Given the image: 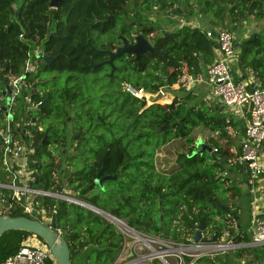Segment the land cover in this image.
Here are the masks:
<instances>
[{"label": "trees", "instance_id": "obj_1", "mask_svg": "<svg viewBox=\"0 0 264 264\" xmlns=\"http://www.w3.org/2000/svg\"><path fill=\"white\" fill-rule=\"evenodd\" d=\"M48 3L0 0V89L22 73L33 44H39L43 55L52 58L48 64L39 59L38 72L57 74L45 81H39V74L31 78L35 72L26 73L24 78L28 92L32 83L41 85L40 92L35 86L33 101L47 97L45 106L38 109L39 116H33L35 129L32 124L28 126L31 138L23 137L33 148L29 159L37 178L34 186L51 191L66 186L136 230L168 240L190 241L193 226L203 218L205 237L216 233L218 238L226 230L233 241L249 242L252 198L244 187L248 173L233 161L238 149H230L227 126L234 123L219 102L198 100L191 89L185 90L183 82L184 76L201 75L216 42L205 30L190 26L188 19L163 30L139 15L158 7L167 16L180 15L174 12L176 7L188 14L191 9L203 10L218 25L225 18L229 26L225 28L233 32L230 26L236 28L249 16H264V0H59L53 8ZM138 33L151 40L152 50L137 59L131 53L122 54L113 60L111 72L103 50H114L121 45V36L132 41ZM236 48L241 76L249 72L264 89V29L253 30ZM101 70H106L105 82L99 76ZM241 76L234 73L233 79L238 81ZM101 80L103 90L98 92L103 93L97 94L96 85ZM122 84L150 94L178 93L169 102L147 103L123 89ZM247 86L250 88L249 83ZM21 110L24 112L25 107ZM33 117L27 115L30 123ZM19 118L20 114H13L12 128ZM2 120L6 122L0 111ZM38 125L41 130H37ZM196 127L218 135L219 141L206 139L215 151L189 156ZM19 132L23 134L22 127ZM172 140L182 141V149L174 153L170 166L157 168L156 150ZM63 158L69 162L59 169ZM71 165L74 167L69 171ZM232 173L236 174V185L228 184ZM97 174L114 178L105 179L100 187L95 182ZM7 176L2 171L0 182ZM36 200L47 215L55 209L56 227L66 240L71 264H111L122 240L111 223L91 211L80 212L82 208L64 200L42 195ZM5 214L25 216L17 207ZM31 236L23 230L4 232L0 236V263ZM242 248L247 254L244 264L264 261V244ZM232 263L231 256L223 253L213 258L202 256L194 262ZM46 264H53L52 259Z\"/></svg>", "mask_w": 264, "mask_h": 264}, {"label": "built area", "instance_id": "obj_2", "mask_svg": "<svg viewBox=\"0 0 264 264\" xmlns=\"http://www.w3.org/2000/svg\"><path fill=\"white\" fill-rule=\"evenodd\" d=\"M205 34L207 37H213L216 45L213 48L214 60L206 66L204 79L209 86L213 100L222 106L234 104L233 106L238 107L241 116H244L245 112L248 114L244 116V136L240 142L238 154L233 161L245 168L248 173V183L257 187L259 179L264 175V89L249 88L247 86L249 82L243 79L238 81L233 79L230 65L236 62L238 49L234 44L232 31L227 28H218L214 30V34L212 30H206ZM19 38H23L22 34H19ZM42 55L41 46L33 44L27 51V59L22 73L11 77L7 83L10 92L4 96L0 95V99L2 97L6 99V103L3 105L12 114V117L17 110L11 106L15 103L21 86L26 87L25 75L36 70ZM124 89L134 96H150V93L145 92L142 88L137 90L129 84H125ZM22 98L27 103V107H25L24 115L20 116L13 126L17 133H20L19 129L22 127L23 134H20L22 141L15 138L18 136L12 131V126H8L5 114V131H0L1 161L8 175L4 182H0V214H5L9 209L17 207L27 217L39 221H49L51 215L55 213V209L53 208L51 214L47 215L36 200V197L41 195L87 207L88 203L67 195L68 190L65 188L51 191L34 186L35 177L29 159L33 148L23 140V137L31 138L32 136L28 128L29 124L35 127V117L30 123L27 119V110L37 109L40 101H33L28 91L22 93ZM37 130H41V125L37 126ZM212 150L215 151L216 148L212 147ZM251 198L248 229L251 234L250 242H235L226 230L218 238L216 236L214 241L168 240L161 236L140 232L128 225L124 219L98 210L99 215L104 216L122 238L120 249L111 264H194L202 256L213 258L218 253L231 255L235 260L232 264H242L243 254L239 253L240 248L247 244H264V214L258 211L255 196L251 195ZM200 236L206 239L210 238V236L205 237L202 231ZM32 237L33 241L30 239L24 241L15 253L7 256L0 264H46L47 260L51 258L48 247L34 236Z\"/></svg>", "mask_w": 264, "mask_h": 264}, {"label": "water", "instance_id": "obj_3", "mask_svg": "<svg viewBox=\"0 0 264 264\" xmlns=\"http://www.w3.org/2000/svg\"><path fill=\"white\" fill-rule=\"evenodd\" d=\"M59 0H49V6L54 7L56 3ZM177 14L181 13V9L178 7L175 8V11ZM186 13V11H185ZM201 15L204 14V11H200ZM173 13L171 16H169V19L173 18ZM220 22L222 23V28H225V24L223 19H220ZM239 28V26L237 27ZM232 29V28H231ZM251 32V31H250ZM212 33L214 34V30H212ZM121 45L117 46L114 50L105 49V51L108 54V58L106 62L111 66V72L113 70V60L119 56H121L124 53H131L134 55V59H137L138 56L143 52H150L152 50V43L148 38L143 36L141 33H138L133 36V40L129 41L126 37L121 36ZM238 44L237 42L235 43ZM202 56H200L201 58ZM42 60L45 63H49L52 58L47 55H42ZM231 75L234 76V72L231 70ZM202 76H205V69H202ZM242 78H239V80H242ZM191 80L194 81L195 77L192 76ZM35 82L31 84L30 94L32 95L35 91ZM165 86V85H164ZM250 87H257L260 88L259 84H254L253 82H249ZM10 92V89L8 85L6 84L4 88L0 91V95L4 96L6 93ZM162 91H159L157 94L150 95L146 100L151 103L159 100L162 96ZM47 97L45 96L41 102L37 105V109H41L46 104ZM142 99L145 100V97L142 96ZM234 104H231L233 106ZM0 111L3 112L7 116L8 120V126H11V121L13 119L12 114L8 112L5 105L0 104ZM212 147L206 143L205 140L201 138V136L198 135V137L194 140V148L189 154V156L196 154V153H202L204 150H207L210 152ZM245 170V168H244ZM107 178H114V175H103L101 177H98V174L95 177V182L102 187V183ZM245 182H248V177L245 178ZM33 183H37V178H34ZM222 207L228 212V208L223 206ZM87 208L91 209L93 212L99 214L98 210H101L97 207H94L90 204L87 205ZM97 210H95V209ZM104 212V210H102ZM108 213V212H106ZM109 214V213H108ZM111 215V214H110ZM235 220H237V216H235ZM203 228V218H200L199 222L193 226V231L190 235V238L193 242L197 241H214L216 239V233L212 234L209 239L202 238L200 236V233ZM9 230H23L26 232L31 233L34 236L39 237L40 241L48 247L51 258L53 261V264H71L70 260V251L68 248V245L66 243L65 238L62 236V234L58 231L56 227V220L55 215L52 214L49 221H39L35 218H30L27 216H11L9 214H0V236Z\"/></svg>", "mask_w": 264, "mask_h": 264}, {"label": "crops", "instance_id": "obj_4", "mask_svg": "<svg viewBox=\"0 0 264 264\" xmlns=\"http://www.w3.org/2000/svg\"><path fill=\"white\" fill-rule=\"evenodd\" d=\"M182 11V9H181ZM186 11V13H185ZM190 14V15H189ZM188 14V11L183 9V11L180 13V15H174L173 18L169 19V16L164 15V19L165 21H168L170 23L175 22V24L172 23V26H170V28H174L175 26H177L178 24L184 22L185 19H188V23L190 26H195L201 30H217L218 28H222V23L220 22L219 25L216 24L215 19L211 18L209 15H201L199 10H194L191 9V13ZM171 16V15H170ZM188 17V18H187ZM225 24V27L228 26V22L225 18H222ZM242 24L239 25V28H235L233 26H230L232 29H234V44L237 42H239L242 38H245L248 36L249 33H251L253 30L257 29V22L254 21H249V20H243L241 22ZM170 28H168L167 30H171ZM239 32H237V31ZM249 30V32H248ZM252 30V31H251ZM251 31V32H250ZM238 34V36H237ZM235 46H238V44ZM202 57L200 58L201 61ZM214 60V51H213V55L211 58L210 63ZM209 64V63H208ZM207 64V65H208ZM206 65V66H207ZM185 71L186 67H183ZM230 69L237 75L241 76V72L240 69L238 68V65L236 62L232 63L230 65ZM192 76H184L183 77V82L185 85V90L191 89L193 92V94L196 96V98L198 100H209L210 102L215 101L213 100V98L210 95V89L208 84L206 83L204 77L201 75L195 77V80L192 81L191 80ZM242 78V76L240 77ZM244 81L246 82H253L254 84H257L255 81H253V79L251 78L249 72L248 75L246 77L243 78ZM164 88H166V86H164ZM175 88V87H173ZM167 93H163L165 95V99L166 100H170L172 98V95L178 92H173V91H165ZM170 92V93H169ZM173 92V93H172ZM212 100V101H211ZM221 108L223 109L224 112L228 113L229 118H231V121L234 123L229 124L227 126V133L229 134L231 140H232V147L230 148L231 151L234 150V148L239 149V145L240 142L243 138V131H244V120L245 117L241 116V113L239 112L238 107L236 106H221ZM232 113V114H230ZM206 141V139H203ZM247 184V185H246ZM244 187L249 189L250 192V197L251 195H254L256 198V207L258 209V211L261 212V214H264V175L261 176V179H259V182L257 183V187L255 185H251L246 182H244ZM254 190V193H253ZM252 202V201H251ZM250 211V209H249ZM250 226V224H249ZM249 226L247 227V230L249 229ZM30 240H34L33 237L29 238ZM250 242V241H249ZM259 245H263V244H259ZM259 245H252V246H259ZM247 246H251L250 244H247L244 247ZM245 248H240L239 249V253L242 256V260H243V264L245 261V258L247 256V254H245L244 252H242V250ZM229 255V254H228ZM231 256V255H229ZM232 260L233 257L231 256ZM235 261V260H233Z\"/></svg>", "mask_w": 264, "mask_h": 264}, {"label": "rangeland", "instance_id": "obj_5", "mask_svg": "<svg viewBox=\"0 0 264 264\" xmlns=\"http://www.w3.org/2000/svg\"><path fill=\"white\" fill-rule=\"evenodd\" d=\"M160 8L158 7V10L156 11V10H153L151 13H149V14H140L139 16L142 18V17H144V18H146L148 21H150V22H152V23H155L156 25H158L161 29H163V30H167L168 28H170V26H172V23L173 24H175V22H172V23H170V22H168V21H165V19H164V13L163 12H161V10H159ZM247 20H251V21H254V22H257V28L258 29H260V28H263L264 29V16L263 17H261V18H258V19H254L252 16H249L248 18H247ZM257 20V21H256ZM242 23H240L239 25H241ZM239 25H237L236 27H238ZM227 28H229V26H227ZM170 29H172V28H170ZM237 31V30H236ZM252 31V30H251ZM234 32V31H233ZM237 32H239V31H237ZM248 32H249V30H248ZM237 36H238V34H237ZM150 42H151V40H150ZM39 65H40V63H39ZM40 67V66H39ZM39 67H38V69H39ZM37 69V68H36ZM38 69L37 70H35L34 72V74L33 75H31V78H33V79H35V77H34V75L35 74H39L38 75V79H40L39 81H45V80H49V79H51V77H53V76H55V75H57L56 74V72H52V71H40V72H38ZM103 71V72H102ZM104 72H106V70H101L100 72H99V76H100V78L105 82L106 81V78H105V76H104ZM109 73V72H108ZM38 79H36L37 81H38ZM102 80L101 81H98L97 82V85H96V88H97V94H99V93H103V92H98V90L100 91V90H103V82H102ZM116 83V82H115ZM162 87H164V86H162ZM122 88L124 89L125 88V84H122ZM36 89L40 92V89H42L41 88V85H37L36 86ZM167 89V88H166ZM24 91H28V89H27V87H24V86H21V89H20V91H19V93H18V95L16 96V100H15V103L11 106L12 108H15L17 111H16V113L15 114H20V116H22V115H24V112L21 110V108L22 107H27V103L24 101V99L22 98V93L24 92ZM164 93H167V92H164ZM170 93V92H169ZM173 93V92H172ZM168 94V93H167ZM150 95H152V94H150ZM154 95V94H153ZM158 102H160V103H165V102H169L170 100H166L165 99V95L162 93V96H161V98L159 99V100H157ZM6 103V99L4 98V97H2L1 99H0V104H5ZM149 103V102H148ZM27 112H28V116H35V117H38L39 116V110L38 109H33V108H30V109H28L27 110ZM227 112V111H226ZM226 112H224L225 113V115H227V116H229L228 115V113H226ZM230 114H232V113H230ZM5 121L4 120H2L1 122H0V131L1 132H4L5 131ZM46 123V121H44V124ZM12 131L18 136V137H16L15 136V138L16 139H18V140H20V141H22L21 140V135H20V133H17V131L14 129V127L12 128ZM193 134H192V136H194L195 137V139L198 137V135L199 136H201V138L202 139H207L208 137H214V139H216V140H218L219 141V137H218V135L215 133V132H211V131H209V130H207V129H203V128H201V127H196L194 130H193V132H192ZM182 149V141H180V140H172L171 142H169V143H167V144H165L164 146H162L161 148H159L158 150H156V156H155V161H156V163H157V165L159 166H157V168H166L167 167V164H169L168 166H170V164H172L173 163V156H174V153L176 152V151H178V150H181ZM164 159H166V160H164ZM69 159L67 158V159H64L63 158V160L61 159L60 161H59V166H58V168L60 169V168H63V167H65L66 166V164H65V162H69L68 161ZM73 167L74 166H72L71 165V169L69 168V171H71L72 169H73ZM4 172L5 173V170H4V164L2 163V161H1V163H0V173L1 172ZM234 175H236V174H231V178L229 177V179L227 180L228 181V184H230V185H232V184H234V185H236L237 184V178L234 176ZM63 188H65L66 190H68L67 192H66V194L67 195H69V196H72V197H74V198H78V199H80V200H82L83 202H85V203H88L89 204V202L87 201V199H85V198H83V197H81L80 195H77L76 193H73L71 190H69V188H67L66 186H64ZM57 191H59V190H57ZM58 200H62V199H58ZM67 202V201H66ZM68 203H70V204H74V203H71V202H68ZM74 205H76V206H79L80 208H82V211H80L79 209V211L80 212H83L84 213V211H91L93 214H96V215H99V214H97V213H95V212H93L91 209H89V208H87L86 206H80V205H77V204H74ZM93 206V205H92ZM98 208V207H97ZM77 210V209H76ZM99 216H101L102 218H103V220L107 223L108 222V220L104 217V216H102V215H99ZM110 223V222H109ZM114 227V226H113ZM32 237V236H31ZM34 238H36V237H34ZM37 239V238H36ZM38 241H40V240H38ZM41 242V241H40ZM29 243V242H28ZM258 248H260V247H258ZM155 262H157V261H155ZM242 264H243V262H242ZM260 264H264V261H261L260 262Z\"/></svg>", "mask_w": 264, "mask_h": 264}, {"label": "flooded vegetation", "instance_id": "obj_6", "mask_svg": "<svg viewBox=\"0 0 264 264\" xmlns=\"http://www.w3.org/2000/svg\"><path fill=\"white\" fill-rule=\"evenodd\" d=\"M175 15V14H174ZM0 91H1V89H0ZM3 105V104H2ZM34 122H35V118H34ZM41 128H42V126H41ZM34 129H35V127H34ZM69 167H71V166H69Z\"/></svg>", "mask_w": 264, "mask_h": 264}, {"label": "bare ground", "instance_id": "obj_7", "mask_svg": "<svg viewBox=\"0 0 264 264\" xmlns=\"http://www.w3.org/2000/svg\"><path fill=\"white\" fill-rule=\"evenodd\" d=\"M93 209H95V208H93ZM96 210V209H95Z\"/></svg>", "mask_w": 264, "mask_h": 264}, {"label": "clouds", "instance_id": "obj_8", "mask_svg": "<svg viewBox=\"0 0 264 264\" xmlns=\"http://www.w3.org/2000/svg\"><path fill=\"white\" fill-rule=\"evenodd\" d=\"M91 205V204H90ZM95 207V206H94Z\"/></svg>", "mask_w": 264, "mask_h": 264}]
</instances>
